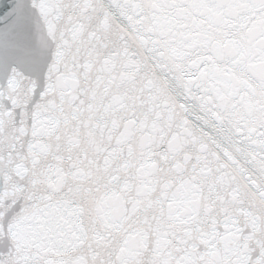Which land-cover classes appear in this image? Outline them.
I'll use <instances>...</instances> for the list:
<instances>
[{"label": "snow or ice", "instance_id": "6c2138e0", "mask_svg": "<svg viewBox=\"0 0 264 264\" xmlns=\"http://www.w3.org/2000/svg\"><path fill=\"white\" fill-rule=\"evenodd\" d=\"M0 264H264V0H0Z\"/></svg>", "mask_w": 264, "mask_h": 264}]
</instances>
